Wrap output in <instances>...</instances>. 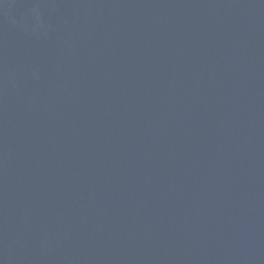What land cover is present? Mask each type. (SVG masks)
I'll return each mask as SVG.
<instances>
[{"label":"water","instance_id":"1","mask_svg":"<svg viewBox=\"0 0 264 264\" xmlns=\"http://www.w3.org/2000/svg\"><path fill=\"white\" fill-rule=\"evenodd\" d=\"M264 162V0H0V264H210Z\"/></svg>","mask_w":264,"mask_h":264}]
</instances>
